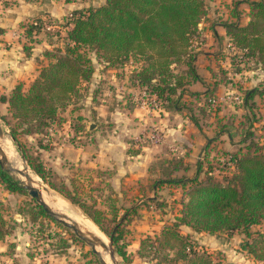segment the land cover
I'll return each instance as SVG.
<instances>
[{"label":"trees","instance_id":"1","mask_svg":"<svg viewBox=\"0 0 264 264\" xmlns=\"http://www.w3.org/2000/svg\"><path fill=\"white\" fill-rule=\"evenodd\" d=\"M207 1L105 0L101 6L74 11L66 16L64 26L69 27V31L64 37L65 49L46 54L49 64L41 68L28 89L18 85L8 98H1L2 102L8 103L12 119L17 122L13 124L7 116H2L10 127L11 137L18 142L21 135H47L56 123H63L60 110L79 96L81 87L93 78L95 67L90 53L114 69H123L132 59L143 60L145 64L133 73L132 81L157 95L165 107L179 110L184 87L199 80L193 45L199 36V26L208 15ZM242 4L249 8L246 24L241 22L239 5ZM233 5L231 13L235 21L223 25L229 42L237 51L231 56V66L236 72H240L242 65L264 72V0H237ZM39 21L43 23L44 20ZM41 31L42 26H31L27 34L32 36ZM60 34L58 32L57 36ZM179 66H185L187 71L184 69L179 73ZM215 88L205 94H193L204 113L213 112ZM257 92H246L243 99L250 115L246 116L247 124L251 125L259 121L255 111L258 107L254 102ZM263 94L264 91L260 93ZM82 121L81 116L75 118L72 128L76 136L86 131ZM210 146L200 161L195 178H173V173L166 172L148 186L151 191L163 186L182 189L178 214L158 235L147 237L140 243L138 254L150 258L149 264H215L210 255L197 250L191 235L182 233L183 227L194 233L210 235L243 233L247 237L243 250L264 264V232L254 231L256 227L264 226V145L255 139L252 131H247L241 147L235 152L217 151L218 156L210 159ZM26 156L38 177L78 205L109 238L114 234L118 254L129 264L128 254L119 244L124 226L131 223L132 216L138 214L139 209H127L125 214L119 215L116 200L109 197L114 222L113 230L109 231L102 223L103 212L90 210L66 188L54 186L49 182L43 163ZM171 164L172 172L183 168L182 161H171ZM216 171L220 173L215 175ZM0 181L12 193L27 194L20 180L1 169ZM140 199L135 198V202ZM140 205L148 209L153 206L163 215L168 214L169 205L159 198L145 200ZM32 217L34 220L50 219L39 205L33 208ZM8 235L9 223L0 202V241Z\"/></svg>","mask_w":264,"mask_h":264},{"label":"crops","instance_id":"2","mask_svg":"<svg viewBox=\"0 0 264 264\" xmlns=\"http://www.w3.org/2000/svg\"><path fill=\"white\" fill-rule=\"evenodd\" d=\"M86 5V2L79 0H22L13 7H5L0 2V112L9 113L8 103L2 102L1 98H8L18 85L28 89L37 79L41 68L49 64L46 54L58 49L64 50L66 44L64 37L69 28L65 26L62 27L63 33L60 36L48 35L43 30L26 36L24 26L47 18L62 25L66 16L83 10ZM248 12L249 8L241 20L242 24L247 23ZM231 21L235 19L232 18ZM207 26L200 24L199 35L202 39L193 45L196 53L194 66L199 80L184 87L183 96L178 103L179 110L164 106L162 111L157 112L141 107L135 97L145 88L131 78L138 69L131 66L132 70L124 75L122 71L109 68L93 58V78L90 83L83 85L89 93L86 105L82 104L85 109L77 115L70 111L71 116L66 120L68 126L63 128L62 139L54 136L56 132L61 133V130L52 133L54 137L51 138L48 150L50 159L44 163V166L52 169V175L56 177L62 174L61 167L64 163H68V169L87 168L90 174L96 173L102 177L99 179L102 186H111L116 191H125L127 194L133 193L135 198L141 197L136 201L137 204L159 198L169 205L167 215L151 206V211L147 210V218L175 217L178 210L173 214L169 212V208H181L180 188L163 186L158 190L155 188L151 195L141 193L148 189L155 178H161L166 172L173 173V178H195L200 161L210 145V159L218 156L217 151L235 152L241 147L242 137L247 131H252L255 139L264 145V94L260 95L264 91V72L244 68V65L240 72H236L231 66V56L237 51L229 42L224 26L223 37H219L217 28L213 26L210 29ZM211 31L213 36L210 35ZM215 86L216 100L219 102L216 107L211 106L214 113L205 115L199 109L201 104L193 94H205ZM255 90H258L254 102L258 107L255 111L259 121L251 125L247 124L246 116L250 115L243 99L246 92ZM77 116L83 117L82 124L86 129L79 136H76L72 128ZM154 128L162 133L163 143L138 144L140 136ZM73 136L81 144L74 146L70 140ZM42 151L43 149L40 150ZM171 161H182L183 168L172 172ZM64 172L73 180L71 170ZM79 176L76 175L77 180ZM88 179L92 182L91 177ZM147 228L149 229L148 226ZM182 233L192 237L196 234L188 227H183ZM142 238L140 236L138 248ZM12 243L8 239L0 242L1 256H6ZM53 257L51 264H59L61 259Z\"/></svg>","mask_w":264,"mask_h":264},{"label":"rangeland","instance_id":"3","mask_svg":"<svg viewBox=\"0 0 264 264\" xmlns=\"http://www.w3.org/2000/svg\"><path fill=\"white\" fill-rule=\"evenodd\" d=\"M20 1L22 0H1L0 2H2V6L13 7L16 4L20 3ZM24 1L38 2V0ZM235 1L237 0L207 1L206 5L208 8V15L203 20L202 25L207 24L209 26L207 27L210 29L214 26V28H217L216 32L218 33L219 37H223L225 30L222 26L227 21H231V9L234 7L233 3ZM104 2L105 0H92L86 2L87 5L83 10H86L90 7L101 6L102 4H104ZM239 7L240 9H242V19L245 17V12L246 9H248V6L246 4H242L239 5ZM46 20L53 26H55L53 32H46V34L57 36L58 32L63 33L62 27H66H64V24L66 22L65 20L64 24L62 25L57 24L53 20ZM24 28V32L27 36V30L31 28V24H26ZM212 33L213 31L210 32L211 36H213ZM201 39L202 36L199 35L196 38V41L198 42V40ZM65 47L63 49H65ZM215 53H218V51H216ZM89 56L94 59L96 58L92 53H90ZM144 64L145 62L143 60L137 62L132 59V62L126 65L123 69L116 70L122 71V73H124L125 75L132 70L131 66H134L135 69H139ZM184 69L187 71V68L185 66H179V73L180 70L185 71ZM87 96H89L88 90L87 88L82 86L79 96L74 97L67 107L60 110V115L63 123H56L53 127H51V130L47 135H31V137L21 135L18 137V142L14 143L11 140L10 127L2 119V116L5 115L10 119L11 123H17L14 119H12V115L10 114V112L8 114H3V112H0V125L2 126L7 136L6 138H9L11 140L20 157L22 156V154H24L27 160V154L31 159H37L44 165V163L49 162L48 159H50L48 150L50 148L51 138L57 136L59 139H62V137L64 136V134L62 136V133L64 132L63 128L68 126L66 120H69L71 116L70 111H73L74 115L82 112L81 110L85 109V107L83 108L82 104L85 103L86 105ZM93 97L94 100H96V92H94ZM206 113L208 114V112ZM206 113L204 114L206 115ZM212 113H214V111ZM55 130H61L59 131L61 133L56 132L53 136L52 133ZM73 138H70V140L73 141L72 143L74 144V146H78L79 144H81L80 141L77 140L74 136ZM41 149H43L42 152H40ZM67 164L68 163H64L62 165V174L57 175L56 177L52 175V169H49L47 166H45L47 170L46 172L49 175V182L54 186L66 188L70 193H72L73 197H75L82 203H85L90 210L94 211V209H96L103 212L105 214V217L104 219H102V223L104 227L109 229V231H112L114 227V222L112 221L113 218L111 215L112 212L110 211L111 208L109 207L108 203L109 197H112L110 199L116 200V206L119 209V215L125 214V211L127 209L130 211L134 210L135 208L139 209V214L132 216L133 218H131V223L127 226H124L123 236L119 245L123 247V249H125L126 253L128 254L129 264H149L150 258L141 257L138 254V250L140 248V246L138 248L140 236H143V238L141 239L142 241L147 237H154L155 235H158L167 224L171 223L173 217H153L152 219L150 217L147 218V210L150 209H147V206H141L139 203L137 204V202H135V194H127V192L125 193V191L119 192L111 186H102V184H100L99 182V179H102V177L97 176L96 173L90 174V171H88L87 168L71 167V169H68ZM28 165L30 166L29 162ZM223 167L221 171L224 172ZM30 169L32 172H34L31 166ZM69 170H71L72 177L76 178V175H80V178L78 180L77 178L76 180L74 178L73 180H71V176H69L68 174H64V171L68 173ZM219 173L220 172L216 171L214 174L217 175ZM89 177H91L92 182L88 179ZM15 179L20 180L16 174ZM155 179L158 180L159 178ZM41 181L55 197H58L61 200L67 202L82 217H84L85 220L91 222L100 231V233L104 237H106L110 245L109 237L101 231V229L78 205L72 203L58 191L53 189L48 181H45L42 178ZM26 193L27 194L12 193L8 191L0 181V202L2 203L3 213L9 223V235L6 237V239L13 242L9 245L6 256L0 255V264H51V259L54 258L53 256L61 259L59 261V264H100L99 258L92 253L91 247L79 240L70 229L65 228L63 225L57 222L54 223V220H52L49 216L48 217L50 219L39 218L37 220H34L32 217V211L33 208L38 204L31 198L28 192ZM144 194L151 195V189H147ZM177 209L178 208L176 206H171V208H169V212L171 211V213L175 214V211H177ZM147 226L149 227V229L147 228ZM135 227H137L138 229H136ZM254 231L264 232V226L256 227ZM150 232H152V234H148ZM6 239L0 242H4L6 241ZM246 239V235L240 232H236L231 235L226 233H219L215 235L196 233L193 234L192 237L197 250L201 252L204 251L205 253L210 255L215 264H261L259 261H256L251 255L243 250L242 245L244 244V241H246ZM114 248L117 252V258L119 262L121 264H127L126 261L118 254V247L114 245Z\"/></svg>","mask_w":264,"mask_h":264},{"label":"water","instance_id":"4","mask_svg":"<svg viewBox=\"0 0 264 264\" xmlns=\"http://www.w3.org/2000/svg\"><path fill=\"white\" fill-rule=\"evenodd\" d=\"M93 128V127H91ZM6 134L0 125V140L5 138ZM11 140L14 143H17L15 139L11 137ZM23 162H24V169L18 170L15 169L12 164L10 163V160L8 159L7 155L3 151L1 145H0V169L3 172L8 173L10 176L15 178V174H19L22 177H24V181H21V187L28 192V194L31 196V198L36 201V203L43 208L45 213L55 222L63 225L65 228L70 229L73 231L75 236L91 247L92 253L99 258L100 264H106V262L100 258V252L99 249H103L104 251L108 252L110 254V258L113 262V264H121L117 258V252L114 248V241L113 236L109 238L110 245H106L100 238L94 236L90 232H87L84 230L76 221L70 219L65 214L61 213L60 211L56 210L53 206V204H48L45 200L44 194H47L51 196L52 198L55 196L52 194V192L45 186V184L41 181L36 182L33 179V176L31 174L30 166L28 165V162L26 160V157L24 154L21 156ZM34 173V172H32ZM35 174V173H34ZM36 175V174H35ZM38 176V175H37ZM18 180V179H17ZM126 216L122 219L121 222L124 221ZM117 229V228H116Z\"/></svg>","mask_w":264,"mask_h":264},{"label":"bare ground","instance_id":"5","mask_svg":"<svg viewBox=\"0 0 264 264\" xmlns=\"http://www.w3.org/2000/svg\"><path fill=\"white\" fill-rule=\"evenodd\" d=\"M7 137V136H6ZM3 138L0 140V145L7 155L8 159L10 160V163L15 169L22 170L24 169V162L22 161V158L19 156L18 152L16 151L14 145L12 144L11 140L9 138ZM33 179L36 182L41 183V178L32 173ZM17 177L21 180L24 181V177H22L19 174H16ZM23 179H22V178ZM45 200L48 204H53L54 208L61 213L65 214L68 216L70 219L76 221L84 230L87 232H90L94 236L100 238L106 245H109L108 240L106 237H104L100 231L88 220H85L84 217H82L73 207H71L67 202L64 200H61L58 197H51L47 194H44ZM100 252V258H102L106 264H113L110 254L103 249H99Z\"/></svg>","mask_w":264,"mask_h":264},{"label":"built area","instance_id":"6","mask_svg":"<svg viewBox=\"0 0 264 264\" xmlns=\"http://www.w3.org/2000/svg\"><path fill=\"white\" fill-rule=\"evenodd\" d=\"M1 1V0H0ZM31 26L38 28L42 26V30L46 32H53L55 29V26H53L50 22L47 20H44L43 23L40 21H33L31 23ZM135 101L141 105V107L149 110V111H162L164 104L161 99L157 97V95L151 93V91L147 88H145L142 93L135 97ZM219 101L214 100L212 102V106L216 107ZM164 137L162 133L154 128L151 130H148L147 132L143 133L140 138L138 139V144L141 145H159L163 143ZM224 161V160H222Z\"/></svg>","mask_w":264,"mask_h":264}]
</instances>
